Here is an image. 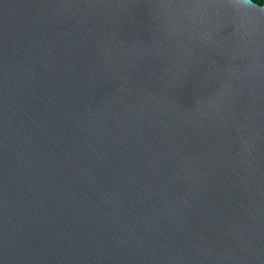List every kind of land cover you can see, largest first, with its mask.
<instances>
[{
    "label": "water",
    "instance_id": "1",
    "mask_svg": "<svg viewBox=\"0 0 264 264\" xmlns=\"http://www.w3.org/2000/svg\"><path fill=\"white\" fill-rule=\"evenodd\" d=\"M0 264H264V5L0 0Z\"/></svg>",
    "mask_w": 264,
    "mask_h": 264
},
{
    "label": "trees",
    "instance_id": "2",
    "mask_svg": "<svg viewBox=\"0 0 264 264\" xmlns=\"http://www.w3.org/2000/svg\"><path fill=\"white\" fill-rule=\"evenodd\" d=\"M253 1L259 5H264V0H253Z\"/></svg>",
    "mask_w": 264,
    "mask_h": 264
}]
</instances>
